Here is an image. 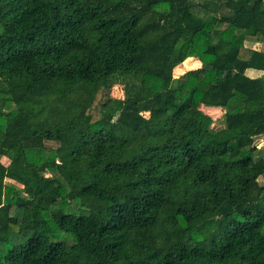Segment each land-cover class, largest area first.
Returning <instances> with one entry per match:
<instances>
[{
    "label": "trees",
    "instance_id": "obj_1",
    "mask_svg": "<svg viewBox=\"0 0 264 264\" xmlns=\"http://www.w3.org/2000/svg\"><path fill=\"white\" fill-rule=\"evenodd\" d=\"M261 138L264 0H0V264H264Z\"/></svg>",
    "mask_w": 264,
    "mask_h": 264
},
{
    "label": "rangeland",
    "instance_id": "obj_2",
    "mask_svg": "<svg viewBox=\"0 0 264 264\" xmlns=\"http://www.w3.org/2000/svg\"><path fill=\"white\" fill-rule=\"evenodd\" d=\"M188 60H189V62H188ZM188 60L185 61L181 66H179L175 70V76L176 77L182 75L183 73H185L188 70H194V69H197V68H199L201 66L199 61L194 59V58L188 59ZM200 111L203 114H205V115L209 116L210 118H212L216 122L217 126H219L220 121L221 122L223 121V118H224L223 116L225 114L233 112L229 108H223V107L211 108V106L207 107V105L206 106L201 105L200 106ZM257 144L262 150L261 151V155L264 156V138H261L260 140H258ZM260 183L264 184V176L260 178Z\"/></svg>",
    "mask_w": 264,
    "mask_h": 264
},
{
    "label": "crops",
    "instance_id": "obj_3",
    "mask_svg": "<svg viewBox=\"0 0 264 264\" xmlns=\"http://www.w3.org/2000/svg\"><path fill=\"white\" fill-rule=\"evenodd\" d=\"M190 59H192V58H190ZM186 61H187V60H186ZM203 106H206V105H203ZM207 107H209V106H207ZM211 108H216V107H212V106H211Z\"/></svg>",
    "mask_w": 264,
    "mask_h": 264
}]
</instances>
